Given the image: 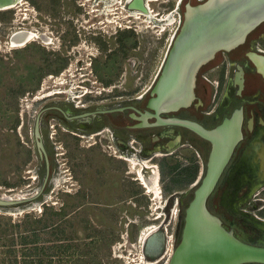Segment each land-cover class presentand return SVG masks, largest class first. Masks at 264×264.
<instances>
[{
  "label": "flooded vegetation",
  "instance_id": "1",
  "mask_svg": "<svg viewBox=\"0 0 264 264\" xmlns=\"http://www.w3.org/2000/svg\"><path fill=\"white\" fill-rule=\"evenodd\" d=\"M209 1L16 0L10 10L17 12L8 42L30 35L15 50L27 49L31 62L41 50L38 75L48 79L29 94L31 110L38 106L28 137L43 171L38 194L51 187L57 171L69 203L76 199L91 207L94 220L116 213L123 245L133 239L141 244L139 264L163 260L165 242L172 241L169 263L181 241L185 210L208 169L212 141L184 123L214 133L223 160L207 211L237 240L264 248V20L196 69L184 106L158 113L149 107L188 13ZM162 41L166 56L143 86L152 76L147 62L157 60L146 48ZM48 90L53 99L41 97ZM74 178L79 183L71 191ZM178 180L188 187L173 192ZM155 182L158 197L144 185ZM150 236L156 243L146 251Z\"/></svg>",
  "mask_w": 264,
  "mask_h": 264
},
{
  "label": "rangeland",
  "instance_id": "2",
  "mask_svg": "<svg viewBox=\"0 0 264 264\" xmlns=\"http://www.w3.org/2000/svg\"><path fill=\"white\" fill-rule=\"evenodd\" d=\"M10 10L13 9L0 12V196L25 201L13 207L0 208V231L9 229L12 230L9 234L28 237L31 242L29 250L36 248L37 252H42L40 255H30L28 262L31 264H139L141 244H134L133 239L130 246L123 245L124 240L120 236L124 228L122 223L116 221V213H100L98 219L94 220L91 218V207L81 206L80 200L76 199L69 203V197L61 192L64 182H60L61 174L57 171L53 173L51 187L42 196L38 194L43 171H39L28 138L31 119L38 106L31 110L29 94L38 91L48 79L38 75L43 71L41 50H35V62H31L32 55L27 49L15 50L29 40L22 46L14 47L8 42L7 37L13 30L10 28L13 13L17 12ZM166 46L165 41L158 46H147L146 49L154 52L157 60L147 62V70L152 76L143 86L150 84L154 73L163 63ZM122 65L128 67L130 63ZM49 92L43 91L41 97L53 99V96L47 98ZM38 98L36 102L45 100ZM84 154L87 156L88 153ZM70 175L73 177V174ZM85 177L81 179L83 185L87 183ZM74 179L71 182L74 183ZM77 182L79 179L69 186L71 191L76 188ZM187 187L186 181L178 180V186L172 191L181 192ZM34 235L37 236L35 240ZM168 235L171 238V230H168ZM7 239L0 240V264H21L23 247L20 240L16 241L12 255L9 254L10 239ZM170 245L171 242H165L162 250L165 257L158 259L157 264H165ZM145 250H148L146 241Z\"/></svg>",
  "mask_w": 264,
  "mask_h": 264
},
{
  "label": "water",
  "instance_id": "3",
  "mask_svg": "<svg viewBox=\"0 0 264 264\" xmlns=\"http://www.w3.org/2000/svg\"><path fill=\"white\" fill-rule=\"evenodd\" d=\"M16 0H0V9ZM135 7L141 8L139 5ZM142 9V8H141ZM264 20V0H210L188 13L161 76L149 107L156 113L184 106L190 96L196 69L215 52L234 46L256 24ZM214 145L208 169L193 192L185 210L181 241L168 264H264V248L242 243L226 231L211 215L205 203L219 178L223 160L214 133H204L200 127L184 123ZM25 200L0 197V208L13 207ZM155 237L146 240L153 247Z\"/></svg>",
  "mask_w": 264,
  "mask_h": 264
},
{
  "label": "trees",
  "instance_id": "4",
  "mask_svg": "<svg viewBox=\"0 0 264 264\" xmlns=\"http://www.w3.org/2000/svg\"><path fill=\"white\" fill-rule=\"evenodd\" d=\"M12 230H9V229H6V230H2V231H0V240L2 239V240H6L7 238V241L9 240L10 241V249H9V254H14V248L13 247H15L14 245H15V243H16V241L19 239L20 241V245L23 247V250H22V255H23V262L21 263V264H31L30 262H28V259H29V257H30V255L31 254H33L34 253V255L35 254H37V253H39V254H37V255H40L42 252H37V249L36 248H34V249H31V250H29V242H30V240L28 239V237L27 236H25V235H23V234H19V236H17L18 234H9V232H11ZM34 232V231H33ZM34 240L36 239V237L37 236H35L34 235ZM31 243V242H30ZM57 248H59V247H57ZM56 248V249H57ZM15 263V262H14ZM39 264H42V262H38Z\"/></svg>",
  "mask_w": 264,
  "mask_h": 264
},
{
  "label": "bare ground",
  "instance_id": "5",
  "mask_svg": "<svg viewBox=\"0 0 264 264\" xmlns=\"http://www.w3.org/2000/svg\"><path fill=\"white\" fill-rule=\"evenodd\" d=\"M112 1V0H111ZM117 1V0H116ZM131 1V0H130ZM142 1V0H141ZM162 1H164V0H162ZM18 2H20V0H18ZM17 2V3H18ZM128 2V1H127ZM160 2V1H159ZM158 2V3H159ZM17 3L16 4H14L13 6H11V7H8V8H1L0 9V11H6V10H9V9H14L15 8V6L17 5ZM111 3V2H110ZM109 3V4H110ZM113 3V2H112ZM144 3V2H143ZM118 4V3H117ZM125 4V3H124ZM123 4V5H124ZM158 5V4H157ZM114 6H116V5H114ZM118 6V5H117ZM143 6V5H142ZM122 7V6H121ZM105 8V7H104ZM159 8V7H158ZM105 10V9H104ZM154 10V9H153ZM155 10H157V9H155ZM154 10V11H155ZM153 11V12H154ZM133 12V11H132ZM150 12V11H149ZM159 12V11H158ZM163 13V12H162ZM166 13V12H165ZM164 14V13H163ZM151 15V14H150ZM162 16V15H161ZM149 17V16H148ZM153 17V16H152ZM159 18V17H158ZM134 20V19H133ZM174 20V19H173ZM145 21V20H144ZM170 21V20H169ZM141 23H143L142 21H140ZM172 22V21H171ZM174 22V21H173ZM148 23V22H147ZM175 23V22H174ZM166 24V23H165ZM170 24V23H169ZM148 25V24H147ZM146 25V26H147ZM150 25V24H149ZM162 25V24H161ZM139 26H141V25H139ZM155 26V25H154ZM157 26V25H156ZM173 26V25H172ZM142 28V27H141ZM161 28H162V26H161ZM169 29V28H168ZM143 30V29H142ZM154 30H156V29H154ZM172 30V29H171ZM153 31V30H152ZM158 31V30H157ZM161 31V30H160ZM162 32V31H161ZM170 32V31H169ZM160 33V32H159ZM161 34V33H160ZM30 35H26V34H22V35H20L19 37H17L16 39H14V38H12L11 40H10V45L11 46H18V45H21L22 46V44H24L25 42H27L29 39H30ZM161 62V61H160ZM152 75V74H151ZM151 79V78H150ZM149 81V80H148ZM146 89V88H145ZM109 136V135H108ZM128 162V161H127ZM131 162V161H130ZM148 162V161H147ZM135 164V163H134ZM143 164V163H142ZM145 164V163H144ZM129 166V165H128ZM131 166V165H130ZM149 167V166H148ZM156 168V167H155ZM130 169V168H129ZM128 169V170H129ZM132 169V168H131ZM139 169V168H138ZM155 173V172H154ZM138 174H139V171H138ZM142 176V175H141ZM135 177V176H134ZM156 177V176H155ZM140 178V177H139ZM138 178V179H139ZM142 179V178H141ZM141 182V181H140ZM145 185V187H146V189H147V192H149V194L150 193H152V195H154L155 197L157 196L158 197V195H157V193H158V188H157V184H156V182H155V184L152 186V187H149L148 185H146V184H144ZM152 185V184H151ZM158 187H159V185H158ZM151 197H153V196H151ZM161 198V197H160ZM154 206V205H153ZM177 207V206H176ZM154 208V207H153ZM176 215V214H175ZM174 216V215H173ZM175 217V216H174ZM154 227V226H153ZM152 227V228H153ZM148 228V227H147ZM141 229V228H140ZM146 229V228H145ZM150 229V228H149ZM152 231V230H151ZM150 231V232H151ZM143 233V232H142ZM146 233V232H145ZM148 235V234H147ZM143 236V235H142ZM141 239V238H140ZM171 239V238H170ZM143 240V239H142ZM138 241V240H137ZM141 242V241H140ZM172 242V241H171ZM140 244V243H139ZM172 245V244H171ZM171 245H170V247H171ZM169 247V246H168ZM169 254V253H168Z\"/></svg>",
  "mask_w": 264,
  "mask_h": 264
}]
</instances>
